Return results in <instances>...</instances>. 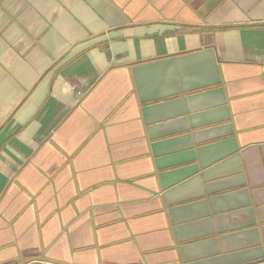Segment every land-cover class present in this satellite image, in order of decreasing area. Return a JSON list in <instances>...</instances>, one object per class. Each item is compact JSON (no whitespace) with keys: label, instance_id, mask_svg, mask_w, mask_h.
<instances>
[{"label":"crops","instance_id":"1","mask_svg":"<svg viewBox=\"0 0 264 264\" xmlns=\"http://www.w3.org/2000/svg\"><path fill=\"white\" fill-rule=\"evenodd\" d=\"M0 264H264V0H0Z\"/></svg>","mask_w":264,"mask_h":264}]
</instances>
